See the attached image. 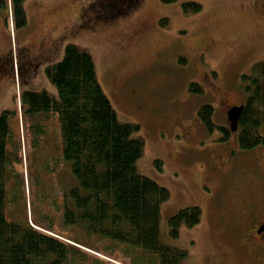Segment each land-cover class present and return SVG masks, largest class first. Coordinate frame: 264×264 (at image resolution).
Wrapping results in <instances>:
<instances>
[{
    "label": "rangeland",
    "instance_id": "1",
    "mask_svg": "<svg viewBox=\"0 0 264 264\" xmlns=\"http://www.w3.org/2000/svg\"><path fill=\"white\" fill-rule=\"evenodd\" d=\"M111 1L26 0L28 24L20 29L0 9V57L12 59L1 63L0 114L20 109L24 90L59 99L46 67L63 59L67 44L85 48L120 122L139 127L133 137L144 140L145 150L138 172L170 191L161 205L163 243L187 252L182 264H262L242 253L222 216L241 192L237 187L264 188V143L244 150L237 134L223 140L198 111L212 105L215 123L229 127L226 112L248 97L242 76L264 61V12L256 0H143L142 8L103 19ZM191 2L201 11L186 13L183 4ZM191 83L203 93L192 92ZM59 152L56 143L41 156ZM24 164L26 171V158ZM58 180L68 189L78 185L71 161ZM190 206L202 209L200 223L182 225L173 236L170 218Z\"/></svg>",
    "mask_w": 264,
    "mask_h": 264
},
{
    "label": "trees",
    "instance_id": "2",
    "mask_svg": "<svg viewBox=\"0 0 264 264\" xmlns=\"http://www.w3.org/2000/svg\"><path fill=\"white\" fill-rule=\"evenodd\" d=\"M25 2L0 0L14 29L28 24ZM116 2L123 5H109ZM130 5L112 6L101 16L113 19L139 7ZM183 7L186 13L202 9L195 2ZM3 61L12 65L10 55L0 57V72ZM46 74L59 99L45 90H24L21 108L0 114V264H182L187 252L161 239V205L170 191L138 172L145 150L144 140L133 137L139 127L118 119L90 52L67 44L63 59L49 64ZM242 79L248 97L237 136L249 150L264 143V61ZM190 90L203 93L197 83ZM198 113L208 131L218 129L229 139V128L215 123L212 105ZM56 143L58 154L41 156ZM67 160L78 181L70 189L58 180ZM202 214L199 206L180 210L169 221L172 235L182 225L200 223Z\"/></svg>",
    "mask_w": 264,
    "mask_h": 264
},
{
    "label": "flooded vegetation",
    "instance_id": "3",
    "mask_svg": "<svg viewBox=\"0 0 264 264\" xmlns=\"http://www.w3.org/2000/svg\"><path fill=\"white\" fill-rule=\"evenodd\" d=\"M256 2L258 11L264 12V0H256ZM122 3L121 6L117 2L114 6L109 5L108 10L125 8L130 3V6L136 4L138 8H142L144 4L143 0H122ZM237 190L241 192L233 195L235 198L232 200V209L225 211L226 215L222 216L226 219L224 230L234 239L237 238L235 244H239L243 254L249 256L255 263L264 264V188L260 185L243 184L237 187Z\"/></svg>",
    "mask_w": 264,
    "mask_h": 264
},
{
    "label": "water",
    "instance_id": "4",
    "mask_svg": "<svg viewBox=\"0 0 264 264\" xmlns=\"http://www.w3.org/2000/svg\"><path fill=\"white\" fill-rule=\"evenodd\" d=\"M244 110V105L241 106H233L227 113L228 121L231 124V129L233 131H237L239 119L241 117V114Z\"/></svg>",
    "mask_w": 264,
    "mask_h": 264
}]
</instances>
